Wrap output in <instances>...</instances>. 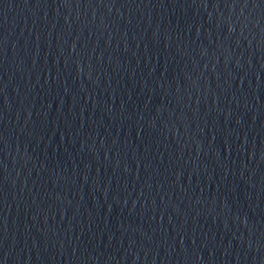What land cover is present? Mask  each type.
<instances>
[{
	"label": "water",
	"instance_id": "water-1",
	"mask_svg": "<svg viewBox=\"0 0 264 264\" xmlns=\"http://www.w3.org/2000/svg\"><path fill=\"white\" fill-rule=\"evenodd\" d=\"M0 264H264V0H0Z\"/></svg>",
	"mask_w": 264,
	"mask_h": 264
}]
</instances>
